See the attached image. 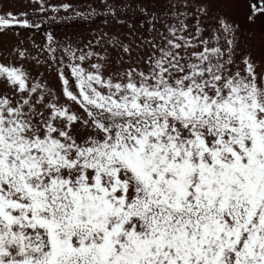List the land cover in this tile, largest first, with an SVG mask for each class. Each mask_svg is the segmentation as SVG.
<instances>
[{
	"label": "snow or ice",
	"instance_id": "snow-or-ice-1",
	"mask_svg": "<svg viewBox=\"0 0 264 264\" xmlns=\"http://www.w3.org/2000/svg\"><path fill=\"white\" fill-rule=\"evenodd\" d=\"M85 7L0 0V264H264V0Z\"/></svg>",
	"mask_w": 264,
	"mask_h": 264
},
{
	"label": "rangeland",
	"instance_id": "rangeland-1",
	"mask_svg": "<svg viewBox=\"0 0 264 264\" xmlns=\"http://www.w3.org/2000/svg\"><path fill=\"white\" fill-rule=\"evenodd\" d=\"M51 2L55 5H58L60 3H69L78 12L87 11L85 7L87 0H51ZM244 10L246 12V6ZM104 11V9H100V14L94 15L89 19L87 16L81 18L72 11L65 13L62 10L57 16L55 24H50L47 19L44 20L43 24L41 25L40 33L36 34V39L37 41H39L43 33L48 30L55 31L57 35H63L67 33L71 35L74 39L77 37L87 39L97 29H104L106 27V17L104 15ZM49 15H52V13H49ZM60 17H63V19H61ZM238 18L241 20L242 23L244 22L242 15ZM35 32L36 30L30 29L27 32L21 31V35L27 36L34 34ZM6 39L13 40L14 37H12L11 33H9Z\"/></svg>",
	"mask_w": 264,
	"mask_h": 264
}]
</instances>
